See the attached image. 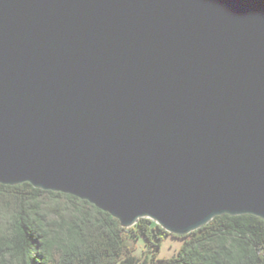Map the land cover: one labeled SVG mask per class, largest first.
Instances as JSON below:
<instances>
[{"label":"water","instance_id":"obj_1","mask_svg":"<svg viewBox=\"0 0 264 264\" xmlns=\"http://www.w3.org/2000/svg\"><path fill=\"white\" fill-rule=\"evenodd\" d=\"M186 235L264 219V0H0V183Z\"/></svg>","mask_w":264,"mask_h":264},{"label":"trees","instance_id":"obj_2","mask_svg":"<svg viewBox=\"0 0 264 264\" xmlns=\"http://www.w3.org/2000/svg\"><path fill=\"white\" fill-rule=\"evenodd\" d=\"M119 223L76 196L0 183V264H149L125 241L143 238L159 249L165 235L185 240L175 255L151 264H264V219L255 215H218L186 235L151 218L128 228Z\"/></svg>","mask_w":264,"mask_h":264},{"label":"rangeland","instance_id":"obj_3","mask_svg":"<svg viewBox=\"0 0 264 264\" xmlns=\"http://www.w3.org/2000/svg\"><path fill=\"white\" fill-rule=\"evenodd\" d=\"M45 198L49 202V198L47 196ZM184 240L182 237L165 235L160 242L159 249L153 248L152 244H147L143 238L127 239L125 246L139 261L146 258L148 263L151 264L153 260H155V263H159V260L175 255ZM5 264H11L8 258L5 259Z\"/></svg>","mask_w":264,"mask_h":264}]
</instances>
